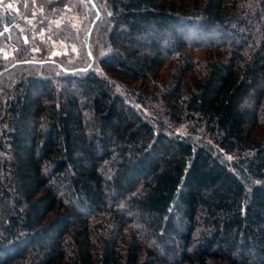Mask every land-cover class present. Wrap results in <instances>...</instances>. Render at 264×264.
<instances>
[{"label": "trees", "instance_id": "obj_1", "mask_svg": "<svg viewBox=\"0 0 264 264\" xmlns=\"http://www.w3.org/2000/svg\"><path fill=\"white\" fill-rule=\"evenodd\" d=\"M5 47L0 264H264V0H0Z\"/></svg>", "mask_w": 264, "mask_h": 264}, {"label": "rangeland", "instance_id": "obj_2", "mask_svg": "<svg viewBox=\"0 0 264 264\" xmlns=\"http://www.w3.org/2000/svg\"><path fill=\"white\" fill-rule=\"evenodd\" d=\"M8 7H10V4H8ZM0 51L3 52V53L6 54V55H8V54L11 52L10 49L7 48V47H5V48H1ZM55 51H57V52H59V54H61V53L64 51V49H63V48H62V49H60V48H56Z\"/></svg>", "mask_w": 264, "mask_h": 264}, {"label": "water", "instance_id": "obj_3", "mask_svg": "<svg viewBox=\"0 0 264 264\" xmlns=\"http://www.w3.org/2000/svg\"><path fill=\"white\" fill-rule=\"evenodd\" d=\"M98 18H99V13L97 12V17H96L94 23L92 24L91 29H90V31H89V33H88V36H89V37H90V35H91L92 28H93L95 22L98 20ZM87 48H88V47H87ZM88 54H89V57L92 58V54H91L90 52H88ZM9 69H10V68H8V69H6V70H3L2 72H0V75L3 74V73H5V72L8 71Z\"/></svg>", "mask_w": 264, "mask_h": 264}]
</instances>
